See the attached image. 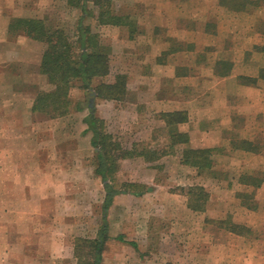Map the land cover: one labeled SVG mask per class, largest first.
<instances>
[{"label": "crops", "instance_id": "0c3cea01", "mask_svg": "<svg viewBox=\"0 0 264 264\" xmlns=\"http://www.w3.org/2000/svg\"><path fill=\"white\" fill-rule=\"evenodd\" d=\"M43 1L55 0H0V228L4 230L0 264H22L27 243L20 226L26 222L28 207L37 204L39 215L48 221L53 218L52 209L48 210L56 172L50 163L44 164L47 157L40 160L36 151L26 150L28 141L40 143L34 134L33 106L36 84L48 82L41 68L45 48L43 43L11 31L14 20L32 17L30 13ZM123 1L133 9L128 15L137 19L134 32L120 41L117 34H124L126 27L100 25L99 29L117 41V50L112 52L117 74L127 75L128 89L135 97L132 106L146 116V125L137 126L139 137L154 144L162 141L165 146L169 142L167 127L156 115L186 111L188 121L178 126L190 137L186 146L211 150L213 160L209 177L191 170L194 183L189 186L200 185L210 194L204 184L210 178L212 191L222 196L212 201L210 195L206 210L229 209L231 204L224 198L238 185L246 190L236 193L240 202L234 201L235 206L246 210L247 217L261 211L262 201L256 194L264 191V0ZM260 16L256 23L248 21ZM141 17L152 20L144 23ZM186 146L179 145L175 157H163L164 161L176 158L180 164ZM236 162L240 174L232 172ZM180 167L183 171L188 168ZM76 174L79 172L71 175ZM183 206L188 208V204ZM35 214L30 211L29 219ZM232 214L230 208L227 216L212 218V225L207 221L220 233L210 235L211 242H204L209 244L196 255L207 259L206 264H264V249L255 244L262 235L254 232L250 220L239 221ZM226 218L252 233L239 236L220 228L218 221ZM235 239L250 246H236ZM66 251L69 253V246ZM3 258L11 260L7 263Z\"/></svg>", "mask_w": 264, "mask_h": 264}, {"label": "rangeland", "instance_id": "374dc122", "mask_svg": "<svg viewBox=\"0 0 264 264\" xmlns=\"http://www.w3.org/2000/svg\"><path fill=\"white\" fill-rule=\"evenodd\" d=\"M110 2L113 11L118 10L117 27H126L124 34L117 32L122 41L128 34L134 32L137 19L128 15L133 9L125 4L126 1L110 0ZM38 5L40 7H37L36 12L30 13L32 16L30 18H47L49 24L63 28L74 41L76 40V29L82 16L80 6L69 5L67 0L43 1L38 2ZM87 10L89 14L85 17L84 23L90 26L99 38L101 36V45L108 48L112 62L110 75L107 78L96 79L93 85L97 86L101 82L111 83L116 75L127 76L122 73L117 74L118 64L112 58L113 50H117V41L113 42L112 34L99 29L101 25L97 19L99 8L88 3ZM260 18L262 16L250 17L248 21L253 24ZM140 19L144 23L152 20L147 17ZM119 45L122 47L121 42ZM34 89L37 96L39 92L50 91L53 87L46 81H40ZM91 99L94 101L97 116L105 122V132L111 137L112 142L119 145V151L113 157L114 159L118 157V161L111 168L109 180L118 189L123 190V193L118 195L116 200L114 199L115 202L108 211L107 221L111 238L105 246L101 264H206L208 260H202L196 254L206 249L205 244L209 243L204 242H211L210 235L220 233L211 225L214 220L227 216L230 208L233 212L232 217L239 221L245 218L252 222L254 232L262 235L261 241L255 244L264 249V191L256 194L257 200L260 198L262 201L263 209L256 211L251 217L246 216L250 215L246 214V210L238 205L235 206L234 201L240 202L236 198V193L246 190L238 185H235L224 198L231 204L229 209L208 207L203 214L188 208L184 210L183 203L187 205L188 201L183 189L193 187L189 184L194 183L192 181L194 173L191 170L195 168L189 169L190 166L186 165L188 168L183 171L180 167L181 164L185 166L182 159L180 164L176 158H167L165 161L163 159V157H175L176 148L179 147V145L171 146L172 132L161 118L162 114L172 112L156 115L157 119L166 124L168 144L163 146L162 141L156 144L147 142L145 137H139L138 132L141 129L137 128L138 124L146 125V116L137 112L132 106L135 97L129 91L128 83L127 95L123 100L118 101L105 100L93 93L90 95L81 88L79 82H75L69 93L68 113L59 117L42 112L36 113L34 134L40 143L32 144L28 141L26 145V150L36 151L41 157L40 160L44 157L49 159L44 164H51L52 170L56 172L53 173L56 177L52 179H56V182H53L55 184L51 193V208L48 210L52 209V221H48L46 216L39 215L40 211L35 204V208L28 207L26 222L23 223L24 226H20L24 241L27 243L26 255L21 258L22 264H78L75 256L76 240L79 238L95 240L103 228L105 188L101 177L96 175L97 153L91 144L92 133L87 131V125L84 124V119L89 114L87 106ZM78 106L83 110L79 111ZM158 135L162 136V132H158ZM138 138L144 140L138 142L136 141ZM188 148L190 146H186L184 151ZM236 164L231 166L232 172L240 174L241 169L238 167L240 165L237 162ZM67 170L71 174L79 172V175H68ZM196 171L199 174L197 169ZM202 173L199 175L210 176L208 170ZM210 180V178L205 179L204 184L208 186L213 201L222 196L212 191L215 188ZM201 182L200 180L199 183ZM126 184L146 186L148 190L142 195H136L132 192L134 188H128L129 191L125 192ZM161 191L164 193L160 195ZM30 211L36 212L35 217L32 216L31 219H29ZM207 221L211 225L206 224ZM3 232L4 230H0V245ZM65 232H68L66 234L69 235V239L66 238ZM240 240H234L236 246H250ZM68 246L69 253L66 251ZM59 247L64 249L58 250ZM89 251L86 249L85 253ZM3 260L8 263L11 258H3Z\"/></svg>", "mask_w": 264, "mask_h": 264}, {"label": "trees", "instance_id": "16d2710c", "mask_svg": "<svg viewBox=\"0 0 264 264\" xmlns=\"http://www.w3.org/2000/svg\"><path fill=\"white\" fill-rule=\"evenodd\" d=\"M69 5L80 6L82 16L76 29V40L63 28L52 26L47 18H21L12 23L11 31L45 45L42 57V73L47 77L48 83L53 87L50 91H41L34 100L35 113H46L53 117L64 116L69 109V93L75 82H79L82 89L90 95H95L105 100H123L127 95L128 78L125 75H116L111 83L101 82L97 86L93 83L96 79L107 78L111 73V60L108 48L101 45L100 38L94 34L91 27L85 25V17L88 16V3L99 8L97 19L101 25H116L118 16L112 8L110 0H67ZM228 70V67L224 66ZM264 73V71H263ZM251 83L255 80H251ZM88 116L84 119L87 131L92 133L91 144L97 153L96 175L101 177L105 198L103 202V228L95 240L78 239L75 242V256L78 264H101L105 246L110 240L108 228V211L113 205L115 197L123 193L110 180L109 173L118 161L114 155L119 151V145L112 142L111 137L105 132V122L97 116L94 101L91 99L87 106ZM79 111L83 109L78 106ZM161 118L171 130V146L188 145L190 137L179 131V124L188 121L186 112L164 113ZM158 154L157 152H155ZM212 151L194 150L188 148L184 151L182 163L201 172L212 169ZM158 159V157H157ZM202 173V174H203ZM245 182V178L240 179ZM264 181V179H263ZM125 192L128 188H134L132 192L142 195L146 186L135 184L124 185ZM187 196L188 208L194 212H205L210 194L204 187L193 186L183 189ZM243 197V194H239ZM229 232L239 236H249L252 231L246 226L233 223L231 218L218 221L217 224ZM89 249V253L85 250Z\"/></svg>", "mask_w": 264, "mask_h": 264}]
</instances>
